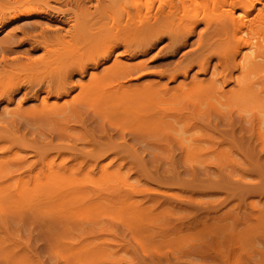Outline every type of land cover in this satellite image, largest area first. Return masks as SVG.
Here are the masks:
<instances>
[{"label":"rangeland","instance_id":"374dc122","mask_svg":"<svg viewBox=\"0 0 264 264\" xmlns=\"http://www.w3.org/2000/svg\"><path fill=\"white\" fill-rule=\"evenodd\" d=\"M47 4L59 15L5 21L0 44L15 40L9 34L20 41L28 23L37 28L23 30L33 35L62 34L69 10H96L94 0L80 9ZM208 28L202 22L188 27L191 34L152 35L127 52L120 45L96 67L89 55L32 63L43 52L26 41L0 51V87L20 88L0 98V264H264V138L255 118L264 117V80L253 85L262 91L257 106L219 104L234 89L223 83L226 72L215 58L203 72L195 58ZM114 63L125 95L135 96L124 100L126 110L92 102L88 92L78 96L80 85ZM127 67L135 70L126 74ZM208 82L211 97L175 104L167 117L150 119L161 120L157 126L125 121L148 98L158 102L178 86ZM46 163L57 184H45ZM236 234L241 249L232 263Z\"/></svg>","mask_w":264,"mask_h":264},{"label":"bare ground","instance_id":"6f19581e","mask_svg":"<svg viewBox=\"0 0 264 264\" xmlns=\"http://www.w3.org/2000/svg\"><path fill=\"white\" fill-rule=\"evenodd\" d=\"M2 1L4 2V4H2H6V6L0 5L1 26L6 23L5 21L11 22L21 18L40 16V14L49 15V13L54 12L58 14L59 12L48 8V0H1V2ZM54 1H61L64 5L68 6L70 4L73 5L72 7L77 8H86L85 4H90L91 2V0ZM94 1L96 4L94 5V8L96 10H93L95 11L92 12L93 14H87V8L80 13H75L74 11L72 15L70 14V10L68 14L66 13L69 16H67V20H70L64 33L58 34L54 31L49 32L48 30V32L46 30V32H42V29H40V31H37V33L33 35L32 33L30 34L27 32L28 30L36 29L37 26L32 23H28L23 27L27 30V32H24L25 29L23 30L22 28L21 34L23 36L20 41L14 34H9V36L11 38H15V40H8L10 43L7 41V45H4L3 43L0 44L1 53L3 51L9 52L13 50L12 48H14V45L13 47L9 46L11 43L15 42L16 44H21L26 41L28 43L30 42L32 50L39 48L42 49L43 52L42 57L35 59L32 63H38L41 59L43 60L44 57L51 58L52 56L58 57L65 54H71L77 56L78 58L89 55L90 58H92L90 60L93 62L92 66L96 67L101 62L99 59H102L105 62L109 55L112 54L115 47L121 45L127 52L131 50L130 48L134 43L144 39L148 40V38L152 35L157 37L159 33L168 34L173 32L171 35L176 37L181 30H188V27L196 26L203 22L206 30L209 27L208 29H210V31L208 33V38L204 37L207 40L198 41L200 44V46H198L200 50L195 54V58L198 60L197 63H199L198 66L200 70L206 72L209 62L207 59L215 58L218 65L222 68V71L226 72L223 76V83H231L234 88L233 90L223 91L221 93L223 101L220 102V100L217 99V101L220 102L218 103L225 104L232 103L231 101H233V103L237 102L236 104H238V102L239 104H242L243 102L245 105L246 102H250L253 103V107H255L257 106L255 104L261 101L259 93L262 91L258 92L254 89L253 85L257 84L259 80H264V0ZM41 7H43V9ZM218 10H221V12ZM62 12H60V14ZM175 29H178L179 31L176 30L177 32H175ZM187 33L191 34L193 33V30L190 29ZM140 42L139 45L141 44ZM34 43H36V45H33ZM201 61H204V63L201 64ZM206 61L208 62L205 63ZM85 67V64L79 63L78 68L79 70H82V73H84ZM113 67H116L115 63L113 66L104 69L102 73H98L95 76L93 75L87 85L82 87L80 85V93L78 96H85L84 92H88L90 96L89 98L92 102L102 101L105 104H108L111 108L115 105H119L120 110L122 108L126 110L125 108L128 106L124 105V100L131 98L134 99L135 96L130 95V97H127L125 95L126 93L123 91L125 83L117 81ZM134 68L135 67H127L123 68L122 71L127 74L130 73L127 72L128 70H135ZM187 69L183 70V74L187 73ZM169 79L174 80L175 75L169 76ZM110 80L115 81V84H112ZM19 89V82L9 83L6 87H0V98L4 97L11 91ZM59 89L62 92L60 84H57L55 90L59 91ZM52 91V86L49 84L47 86V93L52 94ZM137 92H139V95L146 93L142 90H138ZM212 92L213 89L210 82L206 84L191 83L185 91H182L181 87L178 86L175 88L174 95L167 96L169 92L165 91L164 93L167 97L162 98L158 102H154L150 98H145L146 100L144 104H141L142 106H138L140 109L137 108L133 112L131 111V114H127V119H125V121L131 119L129 120L130 122L135 118L138 126H147L149 124L154 126L155 124L162 122L161 120H157L160 121L159 123L150 121V119L155 115H161V119H163L167 117V113H169L170 110L175 108V104H181L184 101L183 105L189 102L187 104L189 106L190 99L200 98L203 96L211 97ZM65 94H67V92ZM78 96L72 98L71 100L73 107H76L74 105H77V102L80 99ZM213 105L214 104L211 101L208 102V110L209 108L211 109V107H214ZM141 109L144 111L147 109V111L143 112ZM154 110L156 111L154 112ZM135 111L138 112L134 113ZM196 113L198 112L196 111ZM255 118L258 119L256 134L259 139L264 138V130L258 127L264 125V121H262L264 120L262 119L264 117L261 118L262 120L256 116ZM49 172L50 167H48V164L46 163V170L44 175L42 174L44 182L48 179L45 184H57L59 180H55L54 177L49 178ZM19 188H16V190ZM253 219L256 220L257 218L253 217ZM237 234L234 235V237L232 236V238H235L234 245L236 247L232 248L234 249V252L231 251L232 254L229 258L231 262L235 257H233L235 252L240 251V247L238 245L239 236ZM228 264H230V261Z\"/></svg>","mask_w":264,"mask_h":264}]
</instances>
